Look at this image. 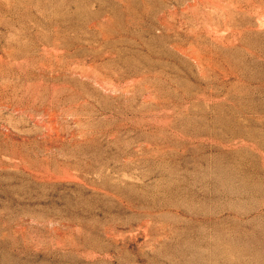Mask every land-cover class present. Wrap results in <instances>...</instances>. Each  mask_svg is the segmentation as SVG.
Listing matches in <instances>:
<instances>
[{
    "label": "rangeland",
    "instance_id": "rangeland-1",
    "mask_svg": "<svg viewBox=\"0 0 264 264\" xmlns=\"http://www.w3.org/2000/svg\"><path fill=\"white\" fill-rule=\"evenodd\" d=\"M0 264H264V0H0Z\"/></svg>",
    "mask_w": 264,
    "mask_h": 264
}]
</instances>
